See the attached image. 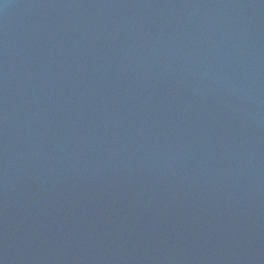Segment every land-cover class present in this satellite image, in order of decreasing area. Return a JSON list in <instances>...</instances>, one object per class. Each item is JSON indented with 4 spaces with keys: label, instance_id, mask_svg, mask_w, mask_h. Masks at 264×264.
Masks as SVG:
<instances>
[{
    "label": "water",
    "instance_id": "water-1",
    "mask_svg": "<svg viewBox=\"0 0 264 264\" xmlns=\"http://www.w3.org/2000/svg\"><path fill=\"white\" fill-rule=\"evenodd\" d=\"M0 264H264V0H0Z\"/></svg>",
    "mask_w": 264,
    "mask_h": 264
}]
</instances>
